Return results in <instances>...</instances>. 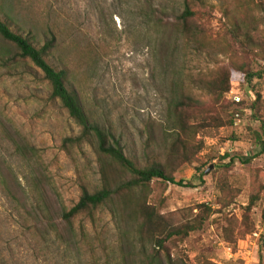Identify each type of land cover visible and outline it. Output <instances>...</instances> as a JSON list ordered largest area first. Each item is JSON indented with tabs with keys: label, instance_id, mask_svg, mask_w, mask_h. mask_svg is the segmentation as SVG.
Segmentation results:
<instances>
[{
	"label": "rangeland",
	"instance_id": "374dc122",
	"mask_svg": "<svg viewBox=\"0 0 264 264\" xmlns=\"http://www.w3.org/2000/svg\"><path fill=\"white\" fill-rule=\"evenodd\" d=\"M172 1L156 0V3L167 5ZM0 3L21 31L35 36L36 41L54 30L58 39L56 61L70 69L72 83L81 93L91 118L112 127L129 155L141 152V133L146 124L165 121L167 98L175 78L174 65L160 58L157 30L143 23L140 12L143 1L0 0ZM210 19L206 24L209 39L203 53L193 52L190 47L180 55L179 82L183 79L190 87V77L198 78L218 66L232 69L231 65L239 61L224 39L221 12L215 10ZM166 20L169 22L168 17ZM3 47L0 41V53ZM10 54L16 59L0 62V157L13 168L29 195L35 193L32 178L33 172L39 173L36 164L44 166V182L54 207H71L79 199L83 181L101 180L98 155L87 141L71 149L64 147L65 139L78 136L81 127L60 102L50 98L49 84L41 70L12 50ZM263 66L264 60L252 61L255 69ZM257 92L263 96L260 119L252 110ZM226 97L237 103L228 112L222 111L224 118L232 119L233 124L202 130L197 139L204 142V147L197 160L183 164L175 173L177 181L193 184L153 183L151 201L160 205L163 212L193 208L196 213L203 203L222 211L213 213L201 230L168 243L171 253L186 264H264V200L253 209L257 229L241 240L243 248H234L226 242L217 227V220L225 214L242 220V209L248 205L254 187L264 184V154H256L254 141V131L264 134V77L249 85L234 71L232 89ZM21 138L36 148L37 155L32 157L30 153L24 158L16 151L14 140ZM228 152L230 157L252 156L253 160L243 163L237 159L228 169L225 165L230 157L222 158ZM198 167L205 171L201 180L195 178L201 173ZM225 174L239 192L228 207L219 203L221 191L217 184ZM96 217L95 223L86 216L76 220L77 236L70 245L56 235L43 240L34 233L29 215L0 187V260L3 259L0 264H118L121 236L118 222L108 206L98 210Z\"/></svg>",
	"mask_w": 264,
	"mask_h": 264
},
{
	"label": "trees",
	"instance_id": "16d2710c",
	"mask_svg": "<svg viewBox=\"0 0 264 264\" xmlns=\"http://www.w3.org/2000/svg\"><path fill=\"white\" fill-rule=\"evenodd\" d=\"M141 1L143 23L157 30L160 58L174 65L175 78L171 95L167 98L165 121L146 124L141 133V152L134 151V156L127 153L122 138L112 127L91 118L81 93L72 83L70 69L56 61L58 39L54 30H49L44 39L36 41L35 36L21 31L15 24L17 21L0 3V41L5 45L0 62L15 60L16 57L10 54L12 50L41 70L49 84L50 98L60 102L81 127L78 136L65 139L64 147L71 149L76 144L89 142L98 155L101 174L97 183L83 181L74 205L56 208L46 189L44 166L36 164L39 173L33 172L32 178L35 193L29 195L13 168L0 157V187L29 215L34 233L43 240L56 235L70 245L77 236L76 220L86 216L95 223L98 210L108 206L121 233L118 264H186L171 253L168 243L201 230L213 213L222 211L203 203L196 213L193 208L163 212L160 205L151 201L153 183L191 186L192 182L177 181L175 173L183 164H193L197 160V154L204 147V142L197 139L202 130L233 124L232 119L222 115V111L228 112L237 104L226 97L232 89L233 72H239L243 82L249 85L264 77V66L252 67V61L264 60V27L261 28L262 23L264 26V0H236L235 3L228 0L218 3L174 0L167 5L158 4L156 0ZM215 10L221 12L224 39L239 61L231 65L232 69L218 66L198 78L190 77V87L183 79L179 82L180 55L190 47L193 52L203 53L209 39L206 24L211 21ZM233 45L238 47L233 48ZM262 97L257 92L252 104L258 119L263 106ZM262 128L264 131V124ZM254 141L258 148L256 154L263 155L264 134L254 131ZM14 145L24 158L30 153L32 157L37 155L36 148L24 138L14 140ZM226 155L222 158L230 157L229 152ZM237 159L250 163L253 157L233 155L225 166L230 169ZM198 169L201 173L195 178L201 180L205 171ZM217 184L221 191L219 203L222 207L230 206L239 192L231 186L227 174L221 176ZM263 189L262 183L254 187L248 205L242 209V220L228 214L217 220L222 238L234 248H243L241 240L257 229L253 209L264 200Z\"/></svg>",
	"mask_w": 264,
	"mask_h": 264
},
{
	"label": "built area",
	"instance_id": "2783aa9c",
	"mask_svg": "<svg viewBox=\"0 0 264 264\" xmlns=\"http://www.w3.org/2000/svg\"><path fill=\"white\" fill-rule=\"evenodd\" d=\"M236 99H237V100H239V98H238V97H236ZM237 116L239 117V115H237Z\"/></svg>",
	"mask_w": 264,
	"mask_h": 264
},
{
	"label": "water",
	"instance_id": "95a60500",
	"mask_svg": "<svg viewBox=\"0 0 264 264\" xmlns=\"http://www.w3.org/2000/svg\"><path fill=\"white\" fill-rule=\"evenodd\" d=\"M209 170H210V168L206 172H208Z\"/></svg>",
	"mask_w": 264,
	"mask_h": 264
}]
</instances>
